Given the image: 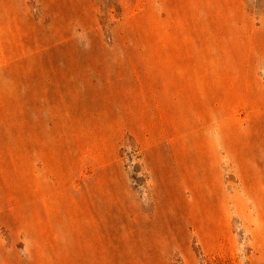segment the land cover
<instances>
[{"label":"rangeland","instance_id":"374dc122","mask_svg":"<svg viewBox=\"0 0 264 264\" xmlns=\"http://www.w3.org/2000/svg\"><path fill=\"white\" fill-rule=\"evenodd\" d=\"M0 264H264V0H0Z\"/></svg>","mask_w":264,"mask_h":264}]
</instances>
